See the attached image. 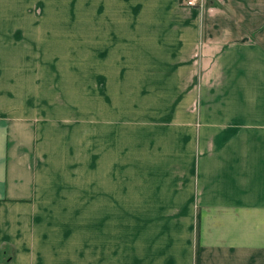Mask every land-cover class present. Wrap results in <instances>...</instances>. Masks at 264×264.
Returning <instances> with one entry per match:
<instances>
[{"label":"rangeland","instance_id":"obj_1","mask_svg":"<svg viewBox=\"0 0 264 264\" xmlns=\"http://www.w3.org/2000/svg\"><path fill=\"white\" fill-rule=\"evenodd\" d=\"M190 1L0 0L1 16L19 18L2 58L21 65L17 82L31 99L34 85L43 186L107 193L122 237L194 235L199 165L212 163L207 133L225 103L214 41L193 13L221 5ZM65 213L76 220L80 209Z\"/></svg>","mask_w":264,"mask_h":264},{"label":"crops","instance_id":"obj_2","mask_svg":"<svg viewBox=\"0 0 264 264\" xmlns=\"http://www.w3.org/2000/svg\"><path fill=\"white\" fill-rule=\"evenodd\" d=\"M218 1L205 18L193 12L214 41V73L223 74L215 89L225 103L207 133L212 163L199 165L193 238L122 237L120 209L105 207L107 193L43 186L34 85L31 99L17 82L21 65L2 58L19 18L0 15V264H264V48L249 40L254 33L264 41V0ZM202 34L199 26L195 38ZM78 208L76 220L65 213Z\"/></svg>","mask_w":264,"mask_h":264},{"label":"built area","instance_id":"obj_3","mask_svg":"<svg viewBox=\"0 0 264 264\" xmlns=\"http://www.w3.org/2000/svg\"><path fill=\"white\" fill-rule=\"evenodd\" d=\"M197 1H198V0H191L190 3H191V4H196Z\"/></svg>","mask_w":264,"mask_h":264}]
</instances>
